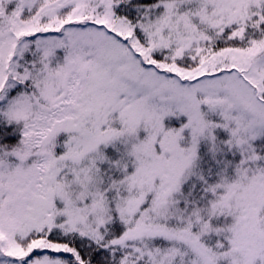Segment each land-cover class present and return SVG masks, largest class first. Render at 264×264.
Returning a JSON list of instances; mask_svg holds the SVG:
<instances>
[{"label":"snow or ice","instance_id":"1","mask_svg":"<svg viewBox=\"0 0 264 264\" xmlns=\"http://www.w3.org/2000/svg\"><path fill=\"white\" fill-rule=\"evenodd\" d=\"M0 264H264V0H0Z\"/></svg>","mask_w":264,"mask_h":264}]
</instances>
